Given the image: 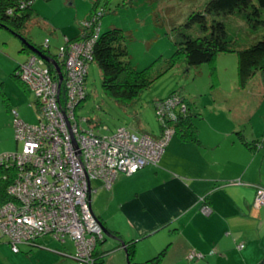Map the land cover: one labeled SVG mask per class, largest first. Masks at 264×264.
Instances as JSON below:
<instances>
[{
	"label": "rangeland",
	"instance_id": "rangeland-1",
	"mask_svg": "<svg viewBox=\"0 0 264 264\" xmlns=\"http://www.w3.org/2000/svg\"><path fill=\"white\" fill-rule=\"evenodd\" d=\"M124 1L34 0L30 6L38 20L28 25L25 35L31 47L42 49L47 43L50 55L57 56L66 40L79 37L84 21L90 19L95 10L103 14L99 23L101 32L116 28L124 33L130 64L138 72L151 67L148 71V79L152 80L150 86L130 106L121 107L103 93L99 69L95 63L89 64L87 97L76 111L84 120L82 128L86 131L92 128L100 137H109L120 128L135 135L158 136L160 127L154 103L176 93L194 104L199 114L196 123L233 122L247 136L254 133L255 139L262 141L264 73H256L244 88H240L234 53L219 54L212 65L188 68L180 62L166 69L175 52L178 33L171 29L182 27L191 12L201 11L209 0H165L159 4L137 0L130 5H124ZM226 27L231 39L238 34L231 21H226ZM188 34L199 36L197 27ZM24 49L21 39L0 30V156L21 149V144L15 142L12 111L28 126L37 123L33 96L12 77L15 69L28 59L29 50ZM259 152L264 155V151ZM93 196V210L95 213L102 211L104 202ZM37 243V247H23L20 253L13 254L6 239L2 238L0 264H77L72 259L75 246L69 239L62 244L51 237H43ZM112 261L118 263L121 259L114 256Z\"/></svg>",
	"mask_w": 264,
	"mask_h": 264
},
{
	"label": "built area",
	"instance_id": "built-area-1",
	"mask_svg": "<svg viewBox=\"0 0 264 264\" xmlns=\"http://www.w3.org/2000/svg\"><path fill=\"white\" fill-rule=\"evenodd\" d=\"M92 25L93 19L84 22L82 28ZM96 34L83 42L65 41L57 58H52L56 66L32 54L17 72L33 96L37 123L28 126L12 111L15 141L21 149L0 156L9 197L0 202V237L6 239L13 254L20 253L22 247H37L43 237L62 244L69 239L75 246L72 259L77 264H96L93 254L104 234L91 210V182L100 181L109 188L119 176L157 167L174 135L166 121L176 120V113L169 110L179 105L176 96L156 106L159 120L165 125L156 138L123 128L109 137H100L92 128H82L84 120L76 111L87 97V70ZM55 67L60 70L61 80ZM185 109L183 105L180 111L184 113ZM260 206H264V188L257 187L254 207ZM201 211L210 212L205 206ZM201 259L200 253L187 256L188 261Z\"/></svg>",
	"mask_w": 264,
	"mask_h": 264
},
{
	"label": "crops",
	"instance_id": "crops-1",
	"mask_svg": "<svg viewBox=\"0 0 264 264\" xmlns=\"http://www.w3.org/2000/svg\"><path fill=\"white\" fill-rule=\"evenodd\" d=\"M196 122L199 145L173 135L157 167L119 176L109 188L92 181L91 200L100 197L105 207L91 210L106 231L134 242L136 264L165 249L159 264H264V206L254 207L264 155L244 147L238 133L248 143L257 139L233 122ZM109 235L97 249L107 253L104 264H127ZM191 252L203 259L188 261Z\"/></svg>",
	"mask_w": 264,
	"mask_h": 264
},
{
	"label": "trees",
	"instance_id": "trees-1",
	"mask_svg": "<svg viewBox=\"0 0 264 264\" xmlns=\"http://www.w3.org/2000/svg\"><path fill=\"white\" fill-rule=\"evenodd\" d=\"M33 1L0 0V30L4 29L21 39L24 50L26 48L29 50L30 47L28 38L25 36L28 25L33 20L38 21L30 8ZM135 1L137 0H125L124 5H130ZM146 1L150 4H159L165 0ZM102 15L95 10L92 11L90 19L84 21L89 22L93 19L92 27H83L79 37L66 40V42H83L85 39H90L97 32L92 43L91 63H95L99 69L102 91L117 105L127 107L152 83V80L148 79V71L151 67L138 72L130 64L124 33L116 28L101 32L99 23ZM227 20L231 21L234 29L238 31V34L235 33L232 39L227 32ZM194 27H197L199 36L192 37L188 34V31ZM171 30L178 33L177 40L174 42L175 52L168 61L166 69L173 68L180 62H184L188 68H197L205 64L212 65L219 54L234 53L237 60V82L240 88H244L256 73H264V0H209L201 11L191 12L182 27L177 29L173 27ZM235 30L232 32H235ZM238 39L241 41L239 42ZM236 43L242 44V46L237 47ZM36 50L47 57L57 58V56L50 55L48 44L47 47L44 44L42 49ZM28 53V57L32 55L30 50ZM20 66L15 69L12 77L29 93L17 75ZM212 74L214 75V73ZM175 96L180 99L179 105L169 110L171 113H176V120L170 121L167 118L166 122L174 130V135H177L182 142L199 145L198 129L195 125L199 114L196 112L194 104L183 95L172 93L167 98L156 101L154 103L156 115L158 103H163ZM183 105L186 108L184 113L180 111ZM158 116L160 135L165 125L160 122ZM238 135L242 139L243 146L248 150L254 152L264 151V138L262 141L256 140L248 143L241 138L239 133ZM158 136L152 137L156 138ZM6 171L8 172V170ZM4 173L6 172L0 169V202L9 200L6 193L8 184L2 180ZM238 183L242 184L240 181ZM257 187L264 188L262 185ZM108 233L114 236L119 241V247L123 251L125 250L128 264H136L133 262L135 256L134 242H125L119 235ZM104 239H106V236H103L102 241L98 242L93 254L96 264H104L107 253L97 251ZM29 248L34 247L30 246ZM165 251L166 249L142 264H159Z\"/></svg>",
	"mask_w": 264,
	"mask_h": 264
},
{
	"label": "water",
	"instance_id": "water-1",
	"mask_svg": "<svg viewBox=\"0 0 264 264\" xmlns=\"http://www.w3.org/2000/svg\"><path fill=\"white\" fill-rule=\"evenodd\" d=\"M29 50L33 54L37 55L40 59H42L43 61H45L46 63L51 64L53 66H56L54 60L51 57H47V56L43 55L42 53H40L38 50L34 49L31 46L29 47ZM55 68H56V71H57V73L59 75V79L61 80L62 76H61L60 70H59L58 67H55ZM103 234H104V236H106V237H108L110 239H113L104 228H103ZM126 261H127V256H126ZM127 264H128V261H127Z\"/></svg>",
	"mask_w": 264,
	"mask_h": 264
},
{
	"label": "clouds",
	"instance_id": "clouds-1",
	"mask_svg": "<svg viewBox=\"0 0 264 264\" xmlns=\"http://www.w3.org/2000/svg\"><path fill=\"white\" fill-rule=\"evenodd\" d=\"M33 54V53H32Z\"/></svg>",
	"mask_w": 264,
	"mask_h": 264
}]
</instances>
